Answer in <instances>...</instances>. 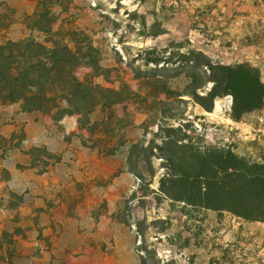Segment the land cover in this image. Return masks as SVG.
<instances>
[{
    "label": "rangeland",
    "instance_id": "1",
    "mask_svg": "<svg viewBox=\"0 0 264 264\" xmlns=\"http://www.w3.org/2000/svg\"><path fill=\"white\" fill-rule=\"evenodd\" d=\"M53 2V30H77L98 49L105 78L94 81L114 88L125 82L143 103L127 105L134 126L124 132L126 141L152 143L163 123L181 129L200 153L230 149L264 164V103L240 121L231 118V96L206 112L182 96L191 70L178 61V53L194 49L216 65L248 64L264 86V0ZM36 5L0 0V15L11 21L0 43L29 36L43 41L42 32L26 26ZM42 23L40 17L36 28ZM172 43L184 48L176 52ZM169 53L176 64L168 73L162 61L156 64ZM156 67L166 79L146 78ZM90 73L76 70L80 80ZM0 106L7 107H0V264H264V221L188 208L159 195L161 176L177 171L166 160L138 168L140 180L129 171L125 149L94 142L77 116H16L22 112L16 101ZM100 118L99 112L91 116L95 123ZM48 157L60 163L53 167Z\"/></svg>",
    "mask_w": 264,
    "mask_h": 264
},
{
    "label": "trees",
    "instance_id": "2",
    "mask_svg": "<svg viewBox=\"0 0 264 264\" xmlns=\"http://www.w3.org/2000/svg\"><path fill=\"white\" fill-rule=\"evenodd\" d=\"M36 4L38 12L27 17L26 26L42 32L43 41L29 36L0 43L1 105L14 99L25 113L64 111L75 115L79 128L87 131L94 142L125 149L129 171L138 179H143L138 168L151 165L153 159H163L174 165L177 171L164 172L158 191L172 203L227 213L245 222L264 221V164L239 157L230 149H208L206 153H200L191 143L192 139L182 135L181 129H167L163 123L156 135L161 146L156 140L149 144L126 141L124 132L134 126L133 114L127 105L141 106L143 103H139L136 93L125 82L118 88L96 83L95 78H105V75L101 73L104 69L100 54L92 41L74 29L53 30L56 17L53 0H36ZM40 17L41 29L36 28ZM10 24L9 18L0 15V32L6 31ZM172 48L178 52L184 48V43H172ZM178 54L181 67L191 70L186 76L188 83L182 96L190 97L206 112L213 110L216 99L225 96L232 98L231 118L235 121L261 109L264 86L258 69L248 64L216 65L194 49ZM175 55L162 56L156 66L162 61L161 70L171 72L169 67L176 64ZM81 67L91 70L83 80L76 76V70ZM161 70L158 67L151 69L146 78L161 76L166 79L157 73ZM136 78L142 77L136 73ZM163 94L169 96L167 92ZM97 112L101 118L95 123L91 116ZM178 132L180 136L176 135ZM47 159L55 160L54 157ZM196 159L199 166L194 168ZM143 192L146 194L145 190ZM158 194L156 200L160 198Z\"/></svg>",
    "mask_w": 264,
    "mask_h": 264
},
{
    "label": "crops",
    "instance_id": "3",
    "mask_svg": "<svg viewBox=\"0 0 264 264\" xmlns=\"http://www.w3.org/2000/svg\"><path fill=\"white\" fill-rule=\"evenodd\" d=\"M9 102H10V103H11V102H14V99H11ZM9 105H10V104H8L7 106H9ZM11 105H13V104H11ZM11 105H10V106H11ZM0 107L7 108L6 106H0ZM22 115H26V114L23 113V112H18L16 116H22ZM59 163H60V162L55 163V164L53 165V167H55V166L58 165ZM53 167H52V168H53ZM52 168H51V169H52ZM45 173H46V172H45Z\"/></svg>",
    "mask_w": 264,
    "mask_h": 264
}]
</instances>
